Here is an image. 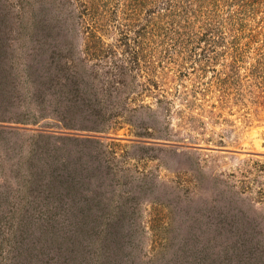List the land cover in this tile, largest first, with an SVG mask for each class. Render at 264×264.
I'll return each mask as SVG.
<instances>
[{
  "label": "trees",
  "instance_id": "obj_1",
  "mask_svg": "<svg viewBox=\"0 0 264 264\" xmlns=\"http://www.w3.org/2000/svg\"><path fill=\"white\" fill-rule=\"evenodd\" d=\"M7 13L17 26L19 45L25 32L32 44V51L22 60V51L17 54L12 42L0 36V61L9 64L15 94L19 89L54 109L62 129L116 136L127 128L128 136L157 143L144 145L157 150L185 139L172 136L165 114L158 129L148 126L157 110L135 105L145 93L158 90L163 80L161 74L154 77L152 69L164 71L165 64H172L182 74L187 61L226 56L234 60L231 71L239 73L238 60L246 54L264 61V0H0V31L5 29ZM141 75L144 81L140 83ZM0 80L4 81L1 71ZM207 84L226 93L232 83L216 79ZM244 84L242 80L234 83ZM253 85L264 92V79ZM155 97V104H163L169 112V101ZM110 99L116 103L111 109L107 107ZM181 99L189 102L185 96ZM31 121L38 119L0 120L15 125ZM16 130L9 129L11 133ZM36 138L59 139L60 145L50 152L29 150L24 155L30 177L22 181L20 191L24 195L31 187L30 193H37L35 200L45 191L51 193L47 200L51 213L25 215L24 205L17 210L22 215L14 216L13 210L5 213L0 208V264H156L171 251L168 259L176 264H208L207 254L216 248L230 253L227 264H255L264 257V250L255 252V240H241L225 228L233 208L238 211L243 206L247 221L264 216L235 186H225L209 200L199 198L198 202L192 194L188 198L189 186L177 180L140 177L121 186L104 174V160L90 159L88 146L101 145L99 139L42 132ZM216 145L223 147L220 141ZM182 173L191 176L193 171L188 168ZM143 197L160 206L185 198L186 205L197 208L201 220L209 218L219 230L211 235L166 234L174 226L170 217L158 224L165 233L148 234L141 218ZM240 224L245 225L235 223ZM239 253V258L233 256Z\"/></svg>",
  "mask_w": 264,
  "mask_h": 264
},
{
  "label": "rangeland",
  "instance_id": "obj_2",
  "mask_svg": "<svg viewBox=\"0 0 264 264\" xmlns=\"http://www.w3.org/2000/svg\"><path fill=\"white\" fill-rule=\"evenodd\" d=\"M21 6L27 8L26 4L22 3ZM27 20L26 16V22L24 21L26 28L30 27ZM3 25L5 29L0 31V36L12 42V48L18 52L17 54L22 51L20 57L23 60L25 54L32 51L27 32L24 33L23 44L19 45L20 42L16 38L19 33L17 26L13 24L8 13ZM56 43L60 44L57 41ZM238 61L242 66L239 73L231 71L229 66L234 60L226 56L201 58L196 59L195 62L187 61V70H183L182 74L172 64H165L167 67L164 71H160L158 67L152 69L154 77L161 74L164 76L163 80L158 84V90L152 89V92L145 93L141 97L142 100L140 98L136 100L135 105L142 103L157 110V117L150 119L148 126L158 129V122L163 121L162 116L165 114V117H169L172 136L185 139V142H170L167 144L169 147L161 150L144 147L157 143L128 136L127 128L119 130L116 136H94L95 134L86 131L62 129L54 109L38 100H31L19 89H17L18 93H14L12 82L14 76L8 70L9 64L0 61V71L4 75V81L0 80V120H9L11 117H23L25 120L38 119V122L31 121L33 124L27 125L0 122V208L5 210V213L13 210L11 215L19 216L22 213L17 211L18 208L25 205L27 209L25 215L34 217L50 215L51 212L47 210V200H50L51 193L45 191L35 200L37 193H30L28 189L31 187L24 195L20 191L22 181L30 177L25 169L27 163L24 155L29 150H33L34 153L50 152L52 150L49 149L60 145L59 139H55L56 142L39 141L36 135L42 132L99 139L101 145L88 146L90 159L104 160L107 168L104 174L109 179L120 182L121 186L140 177L162 182L177 180L189 186L188 198L192 194L198 202L199 198L209 200L215 192L221 191L225 186L233 185L256 211L264 212V92L253 85L258 80L264 79V61L256 54H246ZM192 66L195 69H192ZM216 79L226 82L227 85L229 82L232 83L226 93L207 84L213 83ZM142 80L144 81L141 75L139 82L141 83ZM239 80L245 83L243 87L234 85ZM10 94L13 95L12 98H9ZM155 96L169 101V112L165 111L163 104H155ZM182 96L187 97L189 102L183 101ZM115 104V100L110 99L107 107L111 109ZM43 116L46 117L42 118ZM6 128L17 129V133H11ZM150 132L152 136L156 135L152 129ZM219 141L222 142L223 147L216 145ZM137 143L143 146L135 145ZM186 166L187 169H192L191 176L182 173L187 170ZM178 170L181 173L176 175ZM36 177L40 178L38 174ZM36 177L33 179H37ZM178 198L180 199L181 196ZM143 201L141 218L146 227L144 231L148 234L156 231L165 233L166 229H161L158 224L162 219L166 221L170 217L173 218L174 226L170 227L166 234L173 235L178 231L185 235L190 233L211 235L217 234L219 230L215 229L209 218L201 220L197 208L186 205L188 200L185 198L182 201L176 199L172 202L167 201L165 206L148 203L149 198L146 197H143ZM32 207L33 210L28 212V208ZM188 207L194 209L188 210L186 209ZM166 214L168 216L165 218ZM229 214L225 228L234 234H239L241 240L250 241L251 238L255 240L257 243L254 241L252 245L255 252L262 253L264 216L262 219L247 221L243 217L245 214L243 206L238 211L234 208L232 211L229 210ZM216 216L214 215L213 219ZM195 218L198 219L195 221ZM239 221L245 225L236 226L235 223ZM162 225L164 228V223ZM172 253L173 251L165 257V260L158 258L156 264H176V261L168 259ZM228 254L216 248L207 254V259H211L208 264H227ZM241 255L242 253L233 256L239 258ZM255 255L260 257L256 253ZM228 259L233 260L230 257ZM255 264H264V257Z\"/></svg>",
  "mask_w": 264,
  "mask_h": 264
},
{
  "label": "bare ground",
  "instance_id": "obj_3",
  "mask_svg": "<svg viewBox=\"0 0 264 264\" xmlns=\"http://www.w3.org/2000/svg\"><path fill=\"white\" fill-rule=\"evenodd\" d=\"M262 139V138H261ZM262 141V140H261Z\"/></svg>",
  "mask_w": 264,
  "mask_h": 264
}]
</instances>
